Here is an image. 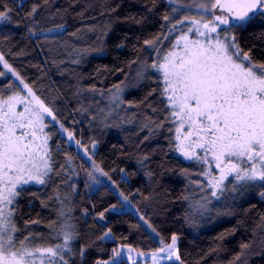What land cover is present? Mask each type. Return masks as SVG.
I'll return each mask as SVG.
<instances>
[{
	"label": "trees",
	"instance_id": "trees-1",
	"mask_svg": "<svg viewBox=\"0 0 264 264\" xmlns=\"http://www.w3.org/2000/svg\"><path fill=\"white\" fill-rule=\"evenodd\" d=\"M2 3L13 9L12 20L18 26L0 31V54L57 118L56 121L51 117L47 119L46 133L50 136L49 150L57 169L65 166L68 184L61 182L59 176L55 180L61 195L70 191L69 184L75 183L73 216L80 232V240L76 243L77 246L92 245L87 264L108 260L112 249L119 246L128 245L136 253H148L160 245L134 214L113 211L123 207L122 201L105 180L94 173L80 152L85 149L94 164L107 173L104 177L125 195L165 242L174 233L179 236V254L184 264H229L244 243H251L255 252L261 251L264 198L257 191L238 194L235 200L213 201L210 207H222L231 212L228 216L213 213L198 227L185 222L187 201L183 197L198 198L200 190L194 189L196 183L193 182L205 184L201 170L206 166L196 161L188 162L173 150L176 141L167 130L170 125L166 122L164 105L158 99L159 91L148 95L151 89L158 87L159 74L123 93L125 104L119 110L123 114L127 108L123 120L115 113L103 123L100 116L92 119L100 108L107 111L108 90H114L113 86L126 76L131 79L137 67L133 60L151 62L154 59L147 55L151 49L143 43L145 40L159 36L154 43L164 52L171 47L170 42L174 43L173 35L178 38L179 28L173 35L167 32L170 23L163 17L168 14L170 5L165 0L154 3L153 0H47L46 3L45 0H2ZM33 5H39L38 12L34 18H26ZM145 5L152 10L148 11ZM129 14L145 19L139 25L128 22ZM32 31L37 35H31ZM262 33L264 21L260 20L253 21L246 30L235 31L241 47L246 51L252 47V55L257 59L264 57ZM4 36L9 38L4 39ZM117 42H123L125 47L117 48ZM77 48L80 52L75 51ZM74 59L79 63H73ZM0 71L5 73L0 77V97L6 100L17 93L23 97L28 95L24 84L1 63ZM92 87L102 90L104 95L93 93ZM145 96V103H140ZM128 101L139 106L128 108ZM148 104L152 106L147 107ZM149 118L163 127L155 133L147 128L141 130L144 123H151ZM129 120L131 123L125 122ZM109 123L113 126L109 127ZM60 124L73 134V142L63 134ZM146 135L149 136L147 140L143 139ZM76 141H79L80 150ZM89 173L97 177L98 184L91 180ZM27 188L38 192L50 207L42 208L40 201L31 195L21 197L18 220L22 225L23 219L29 216L39 218L42 223L31 227L47 233L46 224L57 216V206L46 199L52 195V187L32 185ZM101 213L104 220L99 219ZM108 229L115 239L99 240ZM125 264L131 262L126 260ZM137 264H146V261L140 258ZM249 264H264V255L250 257Z\"/></svg>",
	"mask_w": 264,
	"mask_h": 264
},
{
	"label": "snow or ice",
	"instance_id": "snow-or-ice-1",
	"mask_svg": "<svg viewBox=\"0 0 264 264\" xmlns=\"http://www.w3.org/2000/svg\"><path fill=\"white\" fill-rule=\"evenodd\" d=\"M165 2L170 5L168 14L163 17L170 23L167 32L173 35L179 28L178 38L173 35L174 43L170 42L171 47L164 52L154 43V40L160 39L159 36L145 40L143 43L151 49L147 55L154 56V59L151 62L147 59L133 60L132 63L137 67L131 79L126 76L120 84L113 86L114 90H108L107 111L100 108L92 119L96 120L100 116V122L103 123L105 118L115 113L123 120L127 114V108L123 114L119 111L125 104L123 93L130 87H140L153 80L154 74H159L158 87L151 89L148 95L159 91L158 99L164 105L166 122L170 125L167 130L172 132L176 141L173 150L186 160L207 166L201 170L207 183L193 182L200 190L198 198L193 199L188 195L183 197L187 201L185 222L198 227L202 220L213 213L216 216L231 214L222 207H210L213 201L235 200L239 198L238 194L249 191H257L264 198V57H253L252 47L247 51L242 48L235 34L238 29L246 30L253 21H264V0ZM38 9L39 5H33L26 18H34ZM12 12L13 9L4 6L0 0V31L18 26L13 23ZM144 19V16L137 19L132 14L126 17V21L138 25ZM184 25L190 26L182 28ZM193 33L197 38H191ZM31 35L36 36L37 33L32 31ZM261 35L264 36V33ZM164 38L167 39V36ZM116 47L123 48L125 44L117 42ZM99 50L102 51V48ZM75 51L80 52V49ZM0 63L24 84L3 54H0ZM73 63H79V60L74 59ZM4 75L0 71V77ZM24 87L31 100L18 93L6 100L0 97V264H87V254L92 245L83 243L77 246L76 243L80 240L72 205V193L76 186L71 183L70 191L60 194L55 177H61V182L65 184H68V177L65 166L57 169L49 150L50 136L44 132L47 127L44 123L45 114L53 121L57 118L27 84ZM90 91L104 95L102 90L95 87ZM146 100L147 96L140 103ZM18 103L25 105L22 112L16 111ZM138 106L136 102H127L128 108ZM149 119L151 123H144L141 130L147 128L149 132L155 133L163 127ZM125 122L131 123L130 120ZM173 125L174 128L171 127ZM108 126L113 125L109 123ZM60 129L68 133L69 140L75 139L63 124H60ZM143 139L147 140L149 136ZM169 142L172 143L171 138ZM76 143L79 144V141ZM92 147L95 148V143ZM197 149L202 151L198 153ZM147 158L145 156L143 159ZM88 159L91 160L90 155ZM213 167L218 169V173L213 172ZM96 171L107 175L98 167ZM89 176L94 183H99L97 177L91 173ZM33 184L45 189L52 187V195L46 199L52 200L57 206V216L46 224L49 228L47 233L31 227L42 223L39 218L29 216L23 219L22 225L18 220V201L21 197L31 195L40 201L42 208L50 207L38 192L26 187ZM84 215H87L86 210ZM99 219L104 220L103 213ZM261 220L264 221V217ZM261 228L264 229V224ZM152 232L156 230L152 228ZM156 235L159 236V233ZM107 239H115L111 229L99 237L101 241ZM178 241L179 236L174 233L168 242L160 239L157 250L148 253L140 251L137 256L148 257L146 264H167L169 261L184 264ZM260 245L262 247L258 253L252 250L251 243L241 244V251L229 264H235L236 261L249 264L250 257L264 255V240L260 241ZM134 251L128 245L113 248L108 260L96 261V264H125L126 260L137 264L132 255Z\"/></svg>",
	"mask_w": 264,
	"mask_h": 264
},
{
	"label": "rangeland",
	"instance_id": "rangeland-1",
	"mask_svg": "<svg viewBox=\"0 0 264 264\" xmlns=\"http://www.w3.org/2000/svg\"><path fill=\"white\" fill-rule=\"evenodd\" d=\"M7 2L8 1H10V0H6ZM19 1H23V0H19ZM190 26V25H189ZM191 38H193V39H195V38H197L196 37V35H195V33H193L192 34V36H191ZM2 64V63H1ZM3 65V64H2ZM25 98H27L28 100H31V97L30 96H26ZM24 107H25V105L23 104V103H18L17 105H16V111L17 112H22L23 111V109H24ZM50 117H48L46 114H45V116H44V123L46 124V121H48L47 119H49ZM44 132L46 133V127L44 128ZM63 132V134L66 136V137H68V133L67 132H64V131H62ZM70 142H73V140H70ZM48 144H49V141H48ZM77 149L78 150H80V145L79 144H77ZM198 153L199 152H201L202 150L201 149H197L196 150ZM82 154H83V156H84V158L88 161V163H89V165L92 167V169L95 171L94 173H96V175L102 180V181H104L105 180V182L112 188V190L117 194V196L120 198V200L122 201V204H123V207H120V208H114L113 209V211H115V212H130V213H132V214H134L135 216H136V218L140 221V222H142V224L145 226V228L149 231V233L157 240V241H159L160 239H162L161 237H160V235L159 236H157L156 235V233L157 232H152V226L147 222V223H145V221H146V219L138 212V210L132 205V203L125 197V195L114 185V184H112V183H110V181L109 180H107L105 177H104V175H102L101 174V172H99V171H96V168H97V166L94 164V162L92 161V159L91 160H89L88 159V154L87 155H85V152H82V151H80ZM178 154H179V152H178ZM180 155V154H179ZM181 156V155H180ZM182 157V156H181ZM183 159H184V157H182ZM184 160H186V159H184ZM186 161H188V162H192V161H189V160H186ZM210 162H212L211 161V158H210ZM213 164H214V162H212ZM206 166V165H205ZM206 168H207V166H206ZM213 172L214 173H218V169H215V167H213ZM203 180L205 181L204 183L206 184L207 183V181H206V178L205 177H203ZM96 184H98V183H96ZM33 185H35V184H33ZM28 186H32V185H28ZM36 186H39V185H36ZM27 187V186H26ZM194 189H196V185L194 186ZM194 192H196V191H193V193ZM149 225L151 226V227H149ZM132 255H133V257H135L136 258V261L137 260H139L140 258L142 259V261L143 262H145V261H147L148 260V257H139V256H137V253L134 251L133 253H132ZM129 261V260H128ZM129 262H131V261H129ZM169 262H172V261H169Z\"/></svg>",
	"mask_w": 264,
	"mask_h": 264
}]
</instances>
